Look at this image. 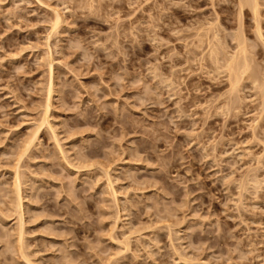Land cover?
<instances>
[{
    "label": "rangeland",
    "instance_id": "374dc122",
    "mask_svg": "<svg viewBox=\"0 0 264 264\" xmlns=\"http://www.w3.org/2000/svg\"><path fill=\"white\" fill-rule=\"evenodd\" d=\"M234 1L0 0V264H264V95L210 58L242 25L264 76Z\"/></svg>",
    "mask_w": 264,
    "mask_h": 264
},
{
    "label": "bare ground",
    "instance_id": "6f19581e",
    "mask_svg": "<svg viewBox=\"0 0 264 264\" xmlns=\"http://www.w3.org/2000/svg\"><path fill=\"white\" fill-rule=\"evenodd\" d=\"M234 2L237 3L238 8H239L240 21L242 20L243 13H245V9H247V10L250 9L252 11L253 18L256 22V29H257L258 37L264 43V36L261 32L262 29H261V25L259 22L260 21L259 20V18H260L259 0H235ZM57 20L59 21L58 22L59 24L63 23V22L60 23L59 19H57ZM58 23H56V24H58ZM60 27H61V25H60ZM203 34L204 33L200 32L198 30L196 36L199 37V39H201V38L203 39V37H205V36L207 38V33H205L206 35H203ZM201 41L203 42V40H200V42ZM234 41L236 42V44L234 46L233 54L228 55V52L226 53V51H225V49H226L224 47L225 45L222 43L218 34H215L213 36V38L212 39L210 38V40H209V42H210L209 45L212 46L210 58L213 57L214 58L213 60H217L218 63L224 62V67H226L227 72L229 73L228 75H229V79H230V86L232 88L233 93L238 91V89L242 85V83H244L245 81H251L253 84H256L261 89V91L264 95V76L260 75V72L258 70H256L254 65H253L254 59L252 56V52L250 51V47L247 44L246 37L244 36L242 25H240V30L236 34ZM260 76H262L263 79ZM235 104H237V103L235 102L234 105ZM255 181H256L255 185H257L258 181L257 180H255ZM16 185L18 186V184H16ZM17 186H15V187H17ZM16 189H17V192L19 194L20 193V187L18 186ZM20 203H18L19 206L17 205V208H18L17 213L19 214L18 215L19 219L22 220L21 222H23L24 213L21 210L22 205ZM19 211H20V213H19ZM21 222H20V224H23ZM22 231L23 230H21L20 232H21V235L23 236L24 233L22 234ZM21 235L19 238L23 239L24 237H21Z\"/></svg>",
    "mask_w": 264,
    "mask_h": 264
}]
</instances>
